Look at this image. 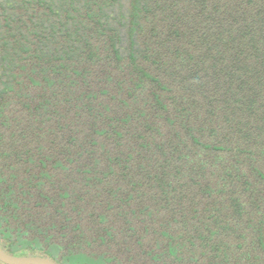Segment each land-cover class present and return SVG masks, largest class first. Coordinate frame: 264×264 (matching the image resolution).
Wrapping results in <instances>:
<instances>
[{"label":"trees","instance_id":"16d2710c","mask_svg":"<svg viewBox=\"0 0 264 264\" xmlns=\"http://www.w3.org/2000/svg\"><path fill=\"white\" fill-rule=\"evenodd\" d=\"M0 247L264 264V0H0Z\"/></svg>","mask_w":264,"mask_h":264},{"label":"rangeland","instance_id":"374dc122","mask_svg":"<svg viewBox=\"0 0 264 264\" xmlns=\"http://www.w3.org/2000/svg\"><path fill=\"white\" fill-rule=\"evenodd\" d=\"M13 254H14L13 256H17L20 258H35V257H37V256L31 255L33 253L30 252L29 250L25 249L24 247L18 248V250L13 252ZM36 255H38V254H36ZM41 256H45V255H41ZM46 257L47 256H45L44 258H46ZM51 258L54 260H57L55 255L51 256ZM59 259L61 260V261H59L60 263H63V261H66L67 264H101V262H99L98 260H95L93 257H89V256H85V255H77V256L73 257L71 260L67 259L65 257H63V258L61 257Z\"/></svg>","mask_w":264,"mask_h":264},{"label":"water","instance_id":"95a60500","mask_svg":"<svg viewBox=\"0 0 264 264\" xmlns=\"http://www.w3.org/2000/svg\"><path fill=\"white\" fill-rule=\"evenodd\" d=\"M0 261L5 264H57L53 260L44 257L20 258L10 255L0 247Z\"/></svg>","mask_w":264,"mask_h":264}]
</instances>
